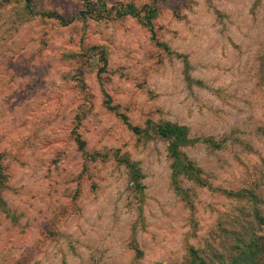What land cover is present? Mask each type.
<instances>
[{
	"label": "rangeland",
	"instance_id": "1",
	"mask_svg": "<svg viewBox=\"0 0 264 264\" xmlns=\"http://www.w3.org/2000/svg\"><path fill=\"white\" fill-rule=\"evenodd\" d=\"M0 154V264H264V0H0Z\"/></svg>",
	"mask_w": 264,
	"mask_h": 264
},
{
	"label": "trees",
	"instance_id": "2",
	"mask_svg": "<svg viewBox=\"0 0 264 264\" xmlns=\"http://www.w3.org/2000/svg\"><path fill=\"white\" fill-rule=\"evenodd\" d=\"M151 9V8H150ZM151 24V23H149ZM104 62L106 63V58L104 60ZM108 105L111 109H115V106H111L110 105V99H109V102H108ZM120 115L126 120V116L124 114H121ZM133 131L137 132V133H140L142 130L139 129L137 126H133L132 127ZM158 131L161 135L163 136H166V135H169V134H175L177 137L183 139L185 138L186 136V129L183 128V127H180V126H176V125H168L167 128H163L162 126H160L158 128ZM1 155V154H0ZM178 161V160H177ZM2 165L0 164V184L2 185L4 182H5V174L3 173L2 171ZM4 204V201L2 199V196H1V192H0V205Z\"/></svg>",
	"mask_w": 264,
	"mask_h": 264
}]
</instances>
